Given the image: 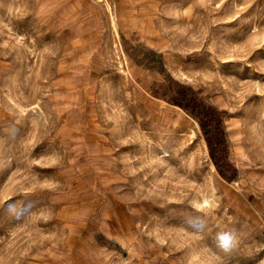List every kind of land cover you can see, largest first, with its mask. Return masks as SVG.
<instances>
[{"label": "rangeland", "instance_id": "374dc122", "mask_svg": "<svg viewBox=\"0 0 264 264\" xmlns=\"http://www.w3.org/2000/svg\"><path fill=\"white\" fill-rule=\"evenodd\" d=\"M108 2L0 0V264H264V0Z\"/></svg>", "mask_w": 264, "mask_h": 264}, {"label": "trees", "instance_id": "16d2710c", "mask_svg": "<svg viewBox=\"0 0 264 264\" xmlns=\"http://www.w3.org/2000/svg\"><path fill=\"white\" fill-rule=\"evenodd\" d=\"M154 94L155 96H158L168 103L178 106L187 113L191 114L193 117L198 119L203 129L206 130L207 128L208 122L206 121H212L218 126V128H221L220 113L218 111H215L210 106L206 105L190 88L185 89L182 86H169L167 92H154ZM202 117H205L206 121L205 119H202ZM208 143L209 147L211 148L212 158L215 160L212 143L210 140H208ZM215 165L219 169L216 160ZM221 174L224 177L227 176V174L223 173V171H221Z\"/></svg>", "mask_w": 264, "mask_h": 264}, {"label": "bare ground", "instance_id": "6f19581e", "mask_svg": "<svg viewBox=\"0 0 264 264\" xmlns=\"http://www.w3.org/2000/svg\"><path fill=\"white\" fill-rule=\"evenodd\" d=\"M104 1V3L106 4V9H107V11H108V13L109 12H111V10H112V8H111V5L109 4V2H108V0H103ZM110 15V14H109ZM109 19H110V25H111V28H112V32L114 33V35H118V28H117V24H116V20H115V18H114V16H112V14L110 15V17H109ZM112 34V33H111ZM113 35V34H112ZM81 51V50H80ZM158 101H160V102H162V104L163 105H169L166 101H164V100H161V99H157ZM169 106H171V105H169ZM34 107H35V105H34ZM37 107V106H36ZM173 107V109H175V110H177V111H182L179 107H177V106H172ZM39 108V107H38ZM194 121V120H193ZM194 124H195V127L197 128V130L198 131H200L201 132V130H200V126H199V124H198V122H196V121H194ZM201 149H199L200 150V153L201 154H203V155H207L208 153H209V150H208V146H207V143H206V141H205V139L203 138L202 139V141H201ZM241 155H244V153H241ZM208 156V155H207ZM210 171H211V173H213L214 175H217L222 181H224V182H226L228 185H230L231 187H233V185H235V183H230V182H228V181H226L225 179H223L220 175H219V173H218V170H217V168H216V166L214 165V163L212 162V161H210ZM234 187H236V188H238L237 186H234ZM216 263L217 264H220L221 263V261H216Z\"/></svg>", "mask_w": 264, "mask_h": 264}]
</instances>
